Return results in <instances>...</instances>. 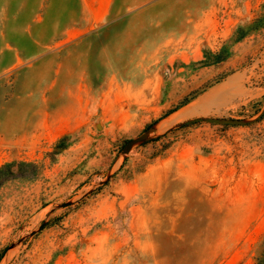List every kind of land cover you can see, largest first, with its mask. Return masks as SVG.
<instances>
[{
	"label": "rangeland",
	"instance_id": "374dc122",
	"mask_svg": "<svg viewBox=\"0 0 264 264\" xmlns=\"http://www.w3.org/2000/svg\"><path fill=\"white\" fill-rule=\"evenodd\" d=\"M263 109L264 0H0V264H255Z\"/></svg>",
	"mask_w": 264,
	"mask_h": 264
},
{
	"label": "water",
	"instance_id": "95a60500",
	"mask_svg": "<svg viewBox=\"0 0 264 264\" xmlns=\"http://www.w3.org/2000/svg\"><path fill=\"white\" fill-rule=\"evenodd\" d=\"M262 114H264V109L262 110V112L257 118L261 117ZM198 121H208L210 123H219V124H242L244 123L243 120H239V119L218 118V117H206V118L197 117V118L186 120L185 123H194ZM148 134H149V131H146L134 138L129 139L125 144L124 151L128 152L132 145L145 141L148 138Z\"/></svg>",
	"mask_w": 264,
	"mask_h": 264
},
{
	"label": "trees",
	"instance_id": "16d2710c",
	"mask_svg": "<svg viewBox=\"0 0 264 264\" xmlns=\"http://www.w3.org/2000/svg\"><path fill=\"white\" fill-rule=\"evenodd\" d=\"M255 264H264V237L260 242L258 254L255 259Z\"/></svg>",
	"mask_w": 264,
	"mask_h": 264
},
{
	"label": "bare ground",
	"instance_id": "6f19581e",
	"mask_svg": "<svg viewBox=\"0 0 264 264\" xmlns=\"http://www.w3.org/2000/svg\"><path fill=\"white\" fill-rule=\"evenodd\" d=\"M193 110V107L189 106L184 108L178 115H182V114H188L189 112H191Z\"/></svg>",
	"mask_w": 264,
	"mask_h": 264
},
{
	"label": "crops",
	"instance_id": "0c3cea01",
	"mask_svg": "<svg viewBox=\"0 0 264 264\" xmlns=\"http://www.w3.org/2000/svg\"><path fill=\"white\" fill-rule=\"evenodd\" d=\"M93 19V18H92Z\"/></svg>",
	"mask_w": 264,
	"mask_h": 264
}]
</instances>
